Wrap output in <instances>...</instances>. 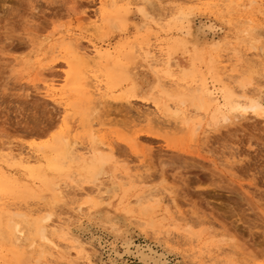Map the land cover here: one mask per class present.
<instances>
[{
	"label": "rangeland",
	"instance_id": "rangeland-1",
	"mask_svg": "<svg viewBox=\"0 0 264 264\" xmlns=\"http://www.w3.org/2000/svg\"><path fill=\"white\" fill-rule=\"evenodd\" d=\"M149 1L116 0L111 5L110 0H0V149L11 144L26 153L29 146L41 147L36 151L38 161L31 166L41 167L48 179L60 178L62 187L61 199L56 202L53 193L43 189L41 178L0 159V180L11 188L0 189L2 222L12 213H22L30 222L50 214L49 231L53 223L54 227L62 225L55 235L61 244L59 252L50 250L39 256L42 245L39 247L37 238L38 246L19 249L0 239V264H142L134 253L136 246H150L163 254L149 264H192L193 260L198 264H264V116L224 107L226 118L216 112L214 120L213 111L221 106L215 102L189 123L162 114V103L172 105L174 99L166 100L161 88L170 91L175 85L163 66H151L145 56L160 40L167 44L180 41L171 69L175 77L188 71L185 88L195 87L205 77L210 91L228 87L239 93L235 81L250 77L247 97L264 104V0H224L218 6L209 1L201 5L188 0ZM142 6L147 18L139 12ZM101 17L104 20H98L96 26L89 24ZM68 34L87 54L93 55L91 41L102 51H110L108 64L91 62L88 68V75H98L103 85L109 82L107 72L115 73L116 83L114 79L108 83L105 96L85 95L86 88L79 83L87 72L68 52ZM194 53L198 59L193 61ZM69 61L80 74L79 82L67 81ZM121 67L130 79L122 78ZM51 80L63 93L56 95V100L49 98L43 87L44 81ZM252 87L263 89L262 94ZM89 101L93 105L99 102L106 124L102 131L93 129L95 137L104 136L106 143L112 142L108 153H113L107 172L95 183L79 175L81 160L91 157L90 128L81 110ZM183 108L187 117L193 107L187 104ZM66 118L69 129L74 126L67 136L79 141L78 150L83 147L76 152L80 153L78 159L59 173L47 166V158L56 155L53 147L60 132L66 133ZM114 181L129 189L124 199L119 189L109 193ZM25 187L35 194L21 191ZM150 192L161 202L152 214L158 228L134 210L136 196ZM78 205L82 211H76ZM126 208L132 211L126 212ZM127 242H131L129 252L124 248ZM72 244L76 246L71 248Z\"/></svg>",
	"mask_w": 264,
	"mask_h": 264
},
{
	"label": "bare ground",
	"instance_id": "bare-ground-1",
	"mask_svg": "<svg viewBox=\"0 0 264 264\" xmlns=\"http://www.w3.org/2000/svg\"><path fill=\"white\" fill-rule=\"evenodd\" d=\"M103 1V0H102ZM109 1V0H108ZM187 1V0H186ZM195 2V3H198V4H204L206 1H209L211 3V5L213 6H218L220 3L219 2H224V0H188V2ZM229 1V0H228ZM237 1V0H236ZM116 2V0H110V3L111 5H114ZM143 2H145L146 4H150V1L149 0H143ZM230 2V1H229ZM208 3V2H207ZM209 4V3H208ZM228 4V3H227ZM207 5V4H206ZM228 6V5H227ZM210 7V6H209ZM231 7V6H230ZM139 12L142 16L144 17H148V13L146 12V9L142 6L139 8ZM213 12V11H212ZM210 12V13H212ZM203 16V15H202ZM207 16V15H206ZM214 17V16H213ZM212 17V18H213ZM218 16H216L217 18ZM222 17V16H221ZM194 18V17H193ZM209 18V17H208ZM215 19V17L213 18ZM98 20L100 21H103V17L99 18V19H96V20H89V24H92L94 26H96V22H98ZM195 20V19H194ZM212 20V19H211ZM216 20V19H215ZM220 20V19H219ZM218 20V21H219ZM214 21V20H213ZM221 21V20H220ZM96 24V25H95ZM206 24V23H204ZM203 24V25H204ZM191 25V24H190ZM202 25V24H201ZM215 25V24H214ZM222 25V24H221ZM195 26V25H194ZM193 27V26H192ZM208 28H213V25L212 24H208L207 25ZM219 27V26H218ZM93 28V27H92ZM199 28V26H198ZM94 29V28H93ZM96 29V28H95ZM200 29V28H199ZM98 30V29H97ZM195 31V29H194ZM193 31V32H194ZM201 31V30H200ZM206 32V31H205ZM201 33V32H200ZM203 35V34H202ZM211 35V34H210ZM67 37L69 38V43H67V49L69 50L68 52L72 53L76 60L75 63H78L81 62L82 64V67H84V70L85 72H87V76L85 75V73L83 72L85 79L84 81H81L79 84H81L83 86V88H86V90L84 89V92H85V95L86 93L88 94H100L101 96H105L106 92L110 89V86L108 85V83H111V81L114 79V76H115V73H111V72H107V76L109 77V82H105V84L103 85L102 83V80L100 79V77L98 75H95V74H92V75H88L90 73V70H88L89 66H90V63L91 62H95L96 64H101L103 61L107 62V64L111 61L112 57H111V53L110 51L108 50H105V51H102L100 49L99 46H97V44L95 42H92L91 41V47H92V51H93V55H90V54H87L86 51H83L81 48H79V44H75V41L74 40V37H72L71 34H68ZM213 37V36H212ZM205 38V37H204ZM76 39V38H75ZM78 41V39H77ZM249 41V40H248ZM172 42V41H171ZM164 43L163 41H159V43H156L153 50L152 51H146L145 52V56L146 58L150 61V65L152 66V63L155 64V66L157 67H161L163 66L165 68V73H166V76H168V80L173 83L172 85H175V88L174 86H170L174 88L171 89L170 91L166 88H163L160 84V78H159V86L162 87L161 88V92L162 94H164V96L166 95V100H168L167 98H171V100L174 99V102L172 103V105L170 104H167L168 101H166L165 103L163 102L162 104H164V113L162 114H165L166 116L172 118V119H181L182 121H184L185 123H189L192 121V119L194 118H197L199 116H201V114L205 111H207L210 107V105L212 104V102H215L216 104H220L221 106L219 107H215L214 111H213V114H212V117L214 120H217V116H216V112H221V116H225L226 118V115L225 112L223 114L222 110L224 107H228L230 111V109H232L233 111L234 110H238L240 109L241 111H252V112H261L262 115L264 116V104L261 103V100H258L257 98H253V97H247V94L246 92H248L246 90L247 86L252 84V82L250 81L252 78L249 77V79L247 78H242L240 77L241 79L235 81L237 83V86L239 89V93L235 91V88L234 89H231V88H228L226 87L223 91L221 90H218L217 88L213 89V91H210L209 90V87H208V82L206 80L205 77H203V79L201 80V83L196 85L195 87H187L185 88L183 86V81L186 79V77L189 76V73L187 70H182L180 75L178 77H175L173 72H172V59H173V53L175 52L176 49H179V45H181V42L180 41H174L172 43ZM214 43V42H213ZM217 43V42H216ZM165 44L167 46H165ZM218 44V47H220V44ZM223 44V43H222ZM214 45V44H213ZM217 46V45H216ZM222 47V46H221ZM220 47V48H221ZM66 49V50H67ZM216 49V48H215ZM177 51V50H176ZM234 51V49H233ZM235 52L237 53V50L235 49ZM91 53V52H90ZM195 54V53H194ZM200 54V53H199ZM235 54V53H234ZM69 55V54H68ZM237 56V55H236ZM240 56V55H239ZM69 57V56H68ZM131 58V57H130ZM198 59V55L195 54L193 56V61ZM231 59V57H230ZM238 59H241V57L237 58L236 60ZM148 61V62H149ZM211 61V60H210ZM192 62V61H191ZM70 63V61H69ZM94 63V64H95ZM195 64V63H194ZM70 71H68L66 73V78H67V81L69 83H74V82H79L80 79V74L78 75L77 72L74 71L73 69V64L70 63ZM208 66V65H207ZM78 67V66H77ZM112 67V66H111ZM214 67V66H212ZM195 68H196V65H195ZM122 69V67H121ZM124 69V67H123ZM121 72H123V75H122V78L125 77V78H128V74H127V71L124 69ZM190 69V68H189ZM192 69V68H191ZM212 69V68H211ZM82 70V69H81ZM82 70V71H84ZM81 71V73H82ZM119 71V70H118ZM120 72V74H121ZM190 72V71H189ZM80 73V72H78ZM197 73V72H195ZM191 74V72H190ZM82 75V74H81ZM118 78L120 77L118 74H117ZM83 77V75H82ZM81 77V78H82ZM192 79H193V76H191ZM190 77V78H191ZM84 78V77H83ZM88 81H87V80ZM124 79V78H123ZM130 79V78H128ZM119 80V79H117ZM196 80V79H195ZM115 81V79H114ZM122 81V80H120ZM131 81V80H130ZM158 81V79H157ZM187 81V80H186ZM191 81V80H190ZM67 82V83H68ZM119 82V81H118ZM117 82V83H118ZM162 82V81H161ZM114 83V82H113ZM116 83V81H115ZM76 85V84H75ZM167 85V84H166ZM165 85V86H166ZM157 86V85H156ZM164 86V87H165ZM214 87V85H212ZM230 86V85H229ZM43 87L45 89V92L47 93V95L49 96V98L51 97V99L53 98L54 100H56L54 97H57L56 95H61L63 93H61V88H58L56 87V83L54 81H44L43 82ZM185 88L186 90H183L182 88ZM212 87V88H213ZM77 88V87H76ZM89 88V89H88ZM159 88V87H158ZM167 88H168V85H167ZM233 88V87H232ZM75 89V88H74ZM73 89V90H74ZM78 89V88H77ZM252 90L254 91H259V93H261L263 91V89H259L258 88H251ZM75 92V91H74ZM80 92H82L80 90ZM250 92V91H249ZM248 92V93H249ZM83 93V92H82ZM252 93V92H251ZM96 94V95H97ZM262 94V93H261ZM252 95V94H250ZM75 96V95H74ZM78 96V95H77ZM76 96V97H77ZM81 96V95H80ZM60 98H62L61 96H59ZM262 97V96H261ZM89 98V97H88ZM259 98V97H258ZM221 99L224 100V103H221ZM261 99V98H260ZM91 101V100H90ZM89 101V105L82 108L81 110L84 111L85 113V117L87 118V125L89 126L90 128V135H91V146L87 149L88 152L91 154V157L88 158V160L86 159H82L81 160V165L79 167V175L85 180V181H88L90 183L92 182H96L99 178L101 179L102 175L104 174L106 168H107V164L109 163L110 159H111V155H113V153H108V152H112V145L110 143H106L105 140H104V136L100 137V139L96 138L95 137V130H93L95 127L97 128V131H102L103 129H105V123L102 121L101 119V115H100V109L98 108V103L97 104H94L91 103ZM264 102V101H263ZM160 103V102H159ZM171 103V102H170ZM101 104V103H100ZM187 104H189L190 106H192L193 108L191 109V112L189 113V116H184V106H186ZM76 105V103H75ZM79 105V104H78ZM158 106V105H157ZM72 107V105H71ZM78 107V106H77ZM80 107V106H79ZM101 107V106H100ZM103 107V106H102ZM70 108V107H69ZM76 108V106L74 107ZM157 108V107H156ZM160 108V106H159ZM78 109V108H77ZM63 110V109H62ZM64 110L66 111L67 108L65 107ZM101 110L103 111V109L101 108ZM162 110V109H161ZM236 110V111H237ZM76 111V109L74 110ZM79 111V110H78ZM188 111V110H187ZM226 111V110H225ZM232 111V112H233ZM159 112V111H158ZM231 112V113H232ZM67 113V112H66ZM104 113V112H103ZM156 113V112H155ZM229 113V112H228ZM226 113V114H228ZM248 113V112H247ZM230 114V113H229ZM236 114V113H235ZM161 115V113H160ZM163 115V119L162 117H160L161 121H164L165 118ZM218 115V114H217ZM220 115V114H219ZM238 115V113H237ZM104 116V115H103ZM157 116V115H156ZM159 116V115H158ZM203 116V115H202ZM236 116V115H235ZM234 116V117H235ZM68 117V116H67ZM155 117V116H154ZM228 117V116H227ZM158 118V117H157ZM67 119V118H66ZM64 120V124H65V128H67V130H64L66 131V133L64 135H62V132L61 135L59 137H57L56 139V143L54 144L55 146L53 147V149L56 151V155L53 156L51 158H47V166L55 171H62L63 170V167L66 166V164L70 163L72 164L71 162H75V160H77L78 158H76L77 154L76 153L77 151H80L83 147L81 146L80 147V150H78V140H76L75 138L72 140L69 139V134H70V129H73L74 126L72 128L69 129V126H68V122L69 120ZM151 119V118H150ZM150 119H148L147 117V121L149 123ZM153 119V117H152ZM156 118H154L155 120ZM167 119V118H166ZM153 120V121H154ZM201 120V119H200ZM142 121V120H141ZM144 121V120H143ZM170 121V120H169ZM167 122V121H166ZM63 123V122H62ZM155 123V122H154ZM162 123V122H160ZM159 123V125H160ZM195 123V122H194ZM216 123V122H214ZM156 124L158 125V122H156ZM155 124V125H156ZM155 125L152 124V126L155 127ZM157 127V126H156ZM161 128V126H159V129ZM173 129V128H172ZM63 130V129H62ZM170 130V129H169ZM169 132V131H168ZM67 133L68 136H67ZM110 138V137H109ZM55 140V139H53ZM54 143V142H53ZM83 144V142H82ZM84 145V144H83ZM41 146V145H40ZM53 146V145H52ZM80 146V145H79ZM48 148V146H47ZM41 149V147H38V148H35V147H32V146H29L28 149H27V152L24 153L21 151V149H18L17 147L11 145V144H6L4 145L0 150H1V155H0V159L6 163L7 165L9 164H15V165H18V166H21L23 167L28 173L29 175H31L32 177L33 176H38L39 179L41 178V181H42V186L44 187L43 189L45 190H50L52 193H53V196L55 199L54 201L56 200H60L61 199V194H62V187H61V183L59 184L58 181H60V178L59 180H53V179H48L47 177H45L46 175L44 174L45 172L43 171V169L41 167H35L34 165L31 166L32 162L34 161H38L37 157H36V151ZM86 148H84L85 150ZM104 149H108V150H104ZM49 151V150H48ZM87 152V151H86ZM45 153V152H44ZM76 153V154H75ZM84 152H82L81 154H83ZM88 154V156H90V154ZM80 154V153H79ZM78 154V155H79ZM85 154V153H84ZM83 154V155H84ZM51 155V154H50ZM86 155V154H85ZM39 157V156H38ZM78 157V156H77ZM80 157V156H79ZM87 157V156H86ZM113 160V159H112ZM41 162V161H40ZM78 162V161H77ZM112 162V161H110ZM79 163V162H78ZM37 164V163H36ZM42 164V162L40 163ZM76 165V164H75ZM74 165V166H75ZM69 167V166H67ZM76 168V167H75ZM112 168V167H111ZM48 170V169H47ZM74 170V169H73ZM66 171V170H65ZM107 172V170H106ZM57 173V174H59ZM78 173V172H77ZM113 173V172H112ZM70 174V173H69ZM71 174H74V173H71ZM70 174V176H71ZM47 175L50 176V173ZM56 175V173H55ZM67 175V174H66ZM78 175V174H77ZM112 175V174H111ZM30 176V177H31ZM53 176V175H52ZM29 177V178H30ZM104 177V176H103ZM5 178V177H3ZM64 178V177H63ZM67 178H70V177H67ZM66 178V180H67ZM79 178V176H78ZM55 179V178H54ZM65 179V178H64ZM63 180V179H62ZM77 180V179H76ZM80 180V179H79ZM77 180V181H79ZM76 181V182H77ZM83 181V180H82ZM84 181V182H85ZM87 182V183H88ZM131 182V180L129 181V183ZM65 181L62 183L64 184ZM8 184V183H7ZM16 184V183H15ZM13 185V184H12ZM6 185V181H2L0 180V189L2 188H5ZM30 186V185H29ZM42 186H40L42 188ZM125 184L124 183H121V182H113L112 183V186L110 187V192L112 193H115V191L117 189H119L121 192H122V196L121 198L125 197V195H127V192L129 189L125 188L124 187ZM8 187V191L9 189H11L9 187V185L7 186ZM15 187V186H14ZM16 188V187H15ZM29 188V187H28ZM27 187H25L23 190L21 189V191H24V193L26 194H33L31 193L32 191L29 190ZM39 188V186H38ZM18 189V188H17ZM20 189V188H19ZM38 191V190H36ZM35 191V192H36ZM107 191V190H106ZM18 192V191H17ZM16 192V193H17ZM13 193V192H12ZM23 193V194H24ZM49 193V191H48ZM11 194V193H10ZM18 194V193H17ZM22 194V193H20ZM35 194V193H34ZM25 195V194H24ZM22 195V196H24ZM37 195V194H36ZM35 195V196H36ZM40 195V194H39ZM115 195V194H114ZM34 196V197H35ZM44 196V195H43ZM50 196V195H49ZM32 197V196H31ZM113 197V196H112ZM21 198V197H20ZM23 198V197H22ZM26 198V197H25ZM46 198V197H45ZM102 198V197H101ZM36 199V198H35ZM51 199V198H50ZM124 199V198H123ZM39 201V199H37ZM44 200V199H43ZM46 200V199H45ZM52 200V199H51ZM100 201V199H98ZM95 201V200H94ZM97 201V202H99ZM52 202V201H51ZM57 202V201H56ZM54 203V202H53ZM93 203V202H92ZM102 203V202H101ZM100 203V204H101ZM134 203V202H133ZM132 203V204H133ZM160 198L157 197V194L156 193H147V194H139L136 196L135 198V205H136V208L137 209H134L136 212L138 211L139 215L142 216V217H148V220H146L149 224H151V226H154L155 228H158L160 226V224H155L156 222L153 220V216L152 214L154 213V208L156 206H158V204H160ZM95 204V203H94ZM97 204V203H96ZM122 204V202H121ZM132 204H129V205H132ZM82 205V204H81ZM93 205V204H92ZM96 206V205H95ZM100 206V205H99ZM108 206V205H107ZM128 206V205H127ZM134 206V205H132ZM83 207V206H82ZM122 207V206H121ZM160 207V206H159ZM100 208V207H99ZM107 208V207H105ZM75 209V208H74ZM81 209V206L78 205L77 206V210L76 211H79ZM37 210V209H35ZM84 210V209H83ZM94 210V209H92ZM82 211V209H81ZM132 211L130 208H126V212H130ZM110 212V211H109ZM134 212V211H133ZM79 213V212H78ZM81 213V212H80ZM156 213V212H155ZM154 213V214H155ZM48 214V213H47ZM84 214V213H82ZM111 214V213H110ZM133 214V213H132ZM131 214V215H132ZM13 216H9V218L7 219V221L4 223L2 222L3 219H1L2 217L0 216V239H4V240H7L9 241L10 243H12L15 247H18L19 248H26V247H32L35 243V239L37 238L38 241H40L41 243H39V247H40V244L42 245L40 251H39V256H42L43 254L47 253V252H51L50 250H53L55 252H59L60 250V242L58 243L56 240H55V235H56V232L58 231V228L61 227V226H57V227H54V220L51 221L53 224H52V231H49L48 230V225L46 224L47 221H50V214L48 215H42L44 217H41L39 220L38 219H33L34 221L33 222H30L29 221V218H26L24 217V214H13ZM106 215V214H105ZM108 215V214H107ZM123 215V214H122ZM80 216H83V215H80ZM87 216V215H86ZM109 216V215H108ZM126 216V215H125ZM156 216V215H155ZM127 217V216H126ZM70 216L67 217V219H69ZM6 219V218H5ZM66 219V220H67ZM138 219H141V218H138ZM65 220V219H64ZM65 220V221H66ZM71 220L72 217H71ZM105 220V219H104ZM125 220V219H124ZM64 221V222H65ZM77 221V220H76ZM82 221V220H81ZM108 221V220H107ZM67 222H70V221H67ZM109 222V221H108ZM137 222H139V220H137ZM50 223V222H49ZM66 223V222H65ZM77 223V222H76ZM111 224V223H109ZM108 224V226H110ZM113 224V223H112ZM129 224V223H128ZM139 224L141 225V223L139 222ZM51 225V223L49 224ZM56 225V224H55ZM59 225V224H58ZM115 225V224H114ZM146 225V224H145ZM77 226V225H76ZM118 229L120 228L119 226H117ZM116 227V230L118 232V229ZM124 228V227H123ZM65 229V228H64ZM63 229V230H64ZM78 229V228H77ZM112 229H115L112 228ZM126 229V228H125ZM127 230V229H126ZM86 231V230H85ZM123 231V230H122ZM60 232V231H58ZM92 232V231H91ZM108 232V231H107ZM114 232V231H113ZM119 232L121 233V231L119 230ZM118 232V233H119ZM62 233V232H61ZM69 232L67 231L66 233L64 234H68ZM109 233V232H108ZM117 233V234H118ZM119 233V234H120ZM72 234V233H71ZM70 234V235H71ZM114 234V233H113ZM111 235V234H110ZM62 236V235H59V237ZM96 236V235H95ZM74 237V236H73ZM80 237V236H79ZM98 237V236H97ZM96 237V238H97ZM118 237V236H117ZM121 237V235H120ZM119 237V238H120ZM64 238V240H68L67 237H62ZM124 238V237H123ZM121 238V239H123ZM36 239V240H37ZM71 240H73L72 238H70ZM91 239V238H90ZM99 239V238H98ZM119 240V239H118ZM74 243H75V240H73ZM98 241V240H97ZM111 241V240H110ZM116 241V240H115ZM76 242H77V239H76ZM90 242V241H89ZM88 242V243H89ZM95 242V241H94ZM70 243V242H69ZM79 243V242H78ZM80 243H82L80 241ZM79 243V244H80ZM96 243V242H95ZM94 243V245H95ZM112 243V242H111ZM121 243V242H120ZM130 243L131 242H127L125 245H124V248H125V252H129L128 250L130 249ZM9 244V243H8ZM67 244V243H66ZM83 244V243H82ZM85 244V243H84ZM91 244V243H90ZM115 244V243H114ZM113 244V246H114ZM37 245V244H36ZM69 245V244H68ZM38 246V245H37ZM76 245L72 244L70 245V247H75ZM82 245H79L77 247H80L81 248ZM89 246V245H88ZM91 246V245H90ZM89 246V248H90ZM102 246V245H100ZM136 246V245H135ZM134 246V247H135ZM67 247V245H66ZM70 247H67V248H70ZM109 247V246H108ZM34 248V247H33ZM86 248V246H85ZM116 248V247H115ZM118 248V247H117ZM135 254L136 256L141 260L142 264H149L151 263L152 261H154L155 258H160L163 256L162 253H158L157 250H153L152 247L150 246H147L146 248H143L142 246H136L135 247ZM12 249V248H11ZM17 249V248H16ZM17 249V250H18ZM102 249V248H101ZM29 250V249H28ZM39 250V249H38ZM75 251V249H73ZM77 250V249H76ZM82 249L78 250V252H80ZM94 250V249H91V251ZM22 250L20 249V252ZM32 252V251H31ZM77 252V251H76ZM77 252V253H78ZM113 252V251H112ZM22 253V252H21ZM92 253V252H91ZM96 253V252H95ZM113 254V253H112ZM38 255V253H37ZM27 256V255H26ZM97 256H99L97 254ZM112 256V255H111ZM17 257V256H16ZM80 257V256H79ZM22 258V257H21ZM25 258V256H24ZM43 258V257H42ZM86 258V257H85ZM111 258V257H110ZM110 258H107V259H110ZM113 258V257H112ZM90 259V258H89ZM88 259V260H89ZM119 259V258H118ZM20 260V259H19ZM22 260V259H21ZM25 260V259H24ZM41 260V259H40ZM106 260V259H105ZM120 260V259H119ZM122 260V259H121ZM36 261V260H35ZM43 261V260H42ZM53 261V260H52ZM93 262V261H91ZM40 263V262H39ZM192 264H198V262L196 260H193L191 262Z\"/></svg>",
	"mask_w": 264,
	"mask_h": 264
}]
</instances>
